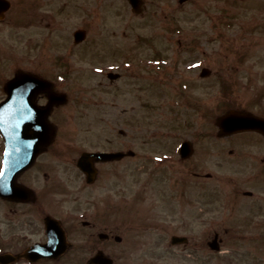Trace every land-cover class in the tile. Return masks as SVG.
<instances>
[{
  "label": "rangeland",
  "instance_id": "obj_1",
  "mask_svg": "<svg viewBox=\"0 0 264 264\" xmlns=\"http://www.w3.org/2000/svg\"><path fill=\"white\" fill-rule=\"evenodd\" d=\"M11 2L21 19L7 27L11 44L30 55L39 46L43 73L55 64L65 75L60 86L69 101L60 130L69 157L94 148L135 151L100 165L93 187L116 194L110 219L118 218L121 240L108 248L119 254L115 264H264V228L226 232L230 222L200 224L195 205L208 199L209 186L207 194L198 190L183 173L192 161L178 155L184 139L197 151L223 143L215 121L228 108L264 106V97L257 99L264 93V0H144L140 13L127 0ZM78 28L87 36L74 44ZM29 38L39 45L27 48ZM202 67L212 72L202 77ZM108 71L120 77L111 81ZM220 78L231 80L229 86ZM253 100L261 103L253 107ZM68 168L72 178L79 172ZM74 224L73 252L84 264L86 230ZM212 230L225 241L220 252L208 246ZM173 234L188 236V245L170 244Z\"/></svg>",
  "mask_w": 264,
  "mask_h": 264
},
{
  "label": "flooded vegetation",
  "instance_id": "obj_2",
  "mask_svg": "<svg viewBox=\"0 0 264 264\" xmlns=\"http://www.w3.org/2000/svg\"><path fill=\"white\" fill-rule=\"evenodd\" d=\"M225 1L228 3L230 0ZM13 5L11 0L9 3L0 0V103L9 95L13 101L12 113L6 117L11 125L6 128L9 127L13 135L14 164L17 167L25 166L18 173L10 171L0 176V264H79L80 254L73 252L76 246V238L73 237L75 222L86 230V244L90 249L83 263L115 264L119 254L108 248L113 243L120 244L118 218L110 219L112 212L115 210L116 213L117 210L116 194L106 189L104 192L102 187L93 188L102 175L100 165L111 161L93 162L95 175L91 181H87V173L77 168L76 161L84 150L97 149H84L77 157H69L72 153L69 152L67 136L65 131L60 130L63 107L69 101L60 86L62 75H65L57 72L55 64L51 66V74L43 73L39 67L43 57L36 55L39 48L37 40L31 44L33 40L29 38V44L25 45L31 50L36 48L37 42L35 55L17 51L18 44H11L7 27L21 23V19L16 17L18 9H14ZM33 8L31 18L35 19L39 15L38 5ZM31 23L26 22L25 25ZM211 72L209 69L206 76ZM18 73H29L49 82V90L39 89L36 84H40V81L30 86H24L21 81L14 82ZM202 74L200 72V76L205 77ZM106 75L111 81L120 77L119 73L110 75L109 71ZM219 80L222 85L228 86L227 82L231 81L226 78ZM234 83L235 80H232L235 87L239 84ZM51 93L65 94L66 99L51 105L46 116L49 127L44 130L42 121H32L38 115L28 105L42 108L48 103ZM263 97L264 93H260L257 99ZM257 103L261 102H249L253 107ZM246 106L232 109L238 114L264 119V106H258V109ZM215 134L224 142L204 146L202 151H197L191 141V152L179 156L180 159L192 161L183 173L192 178L193 185L198 190L203 186L206 194V184L209 186L208 199L195 205L198 221L203 227L208 224L211 228L217 225L224 227L230 222L223 228L226 232L239 228H264V126L256 124L229 133L218 128ZM5 150V139L0 134V172L4 168ZM35 150L38 152L33 157L30 153ZM70 164L79 170L74 178L69 173ZM183 173L179 177L180 182H185L186 175ZM57 195L63 197L60 202ZM73 196L75 206H72ZM200 209L202 213H199ZM207 215L214 220L210 221ZM212 231L208 245L220 252L225 241L218 231ZM91 258L97 260L91 261Z\"/></svg>",
  "mask_w": 264,
  "mask_h": 264
},
{
  "label": "water",
  "instance_id": "obj_3",
  "mask_svg": "<svg viewBox=\"0 0 264 264\" xmlns=\"http://www.w3.org/2000/svg\"><path fill=\"white\" fill-rule=\"evenodd\" d=\"M129 2L132 6V9H134L135 12H137V13L141 12L140 6L142 3V0H129ZM74 34L76 35L77 40L82 38L84 35L82 30H78ZM49 99H50L49 103L45 107H43L42 109H39V110H33L35 112V114H37L38 116H37L36 120H35V117H33L32 121H40V122L42 121L44 124V130L49 127V125L46 121V116L50 111L49 110L50 105L52 102H54L56 100L53 95H49ZM10 104H11V102L9 101V98H6V100L0 104V116L2 114L6 116L9 113L8 109H9ZM34 116H36V115H34ZM249 119L250 118H248L247 116H244L241 114H236L235 112L232 111V112L220 117L217 120V124L219 125V127L221 129H223V131L230 132V131L238 130V129H241V128H244L247 126L252 127L254 124L257 123L255 121L249 120ZM7 123H9V122L6 120H2L0 118V131H1V133H3V136H4V138L6 140V144H7V150H6L5 155L7 156L8 160L5 161L4 166H5L6 172L8 170H13L15 173L16 172L18 173L20 171V169H22L23 166H25V165H23L21 167H15L14 165H11L12 162L14 163V159H12V158L15 156V154H13V151H12V147H13L12 135H11V133H9V129L7 130L6 128H2V126L7 125ZM263 126H264V124H263ZM48 140L49 139H47V141ZM180 147H181L180 151L185 155H187L188 153L191 152V147L189 146V144L187 142H183ZM37 152L38 151L35 150V151H32L30 154H32L34 157V155H36ZM130 153H131V151H130ZM123 155H125V153H123L122 151H116V152L96 151L95 153L94 152H84V154L80 157V159L78 161L79 162L78 165L80 166V168L84 172L86 171L90 175L91 173H94V169L91 168L93 165L92 161H95V160L106 161V159L107 160L116 159V158L122 157ZM6 166H7V168H6ZM185 240H186L185 236L181 237L178 235H174L172 237V243H174V242H185ZM92 260L95 261L96 259H92Z\"/></svg>",
  "mask_w": 264,
  "mask_h": 264
},
{
  "label": "snow or ice",
  "instance_id": "obj_4",
  "mask_svg": "<svg viewBox=\"0 0 264 264\" xmlns=\"http://www.w3.org/2000/svg\"><path fill=\"white\" fill-rule=\"evenodd\" d=\"M0 176H3V172H0Z\"/></svg>",
  "mask_w": 264,
  "mask_h": 264
}]
</instances>
